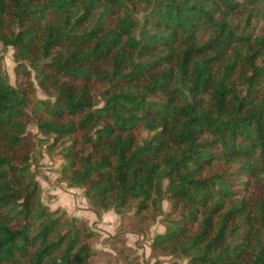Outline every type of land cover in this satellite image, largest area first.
<instances>
[{"label": "trees", "instance_id": "trees-1", "mask_svg": "<svg viewBox=\"0 0 264 264\" xmlns=\"http://www.w3.org/2000/svg\"><path fill=\"white\" fill-rule=\"evenodd\" d=\"M0 42L52 98L35 125L97 216L169 199L151 250L264 264V0H0ZM27 89L0 69V264H83L96 233L40 198Z\"/></svg>", "mask_w": 264, "mask_h": 264}, {"label": "rangeland", "instance_id": "rangeland-1", "mask_svg": "<svg viewBox=\"0 0 264 264\" xmlns=\"http://www.w3.org/2000/svg\"><path fill=\"white\" fill-rule=\"evenodd\" d=\"M141 14L142 11H139L137 16L141 18ZM261 24L262 22H259L253 28L255 35L263 33ZM0 69L13 87L33 89L25 91L28 102L24 111L26 130L36 141L31 163L41 186L42 202L51 210L64 211L66 217L79 218L96 233L90 240L95 253L83 264H169L171 262L185 264V258L177 257L170 251L150 248L153 237L165 230L166 219L177 218L171 201L169 199L162 201L161 214L149 210L142 216H136L134 209H130L123 215L108 210L101 211L97 216L91 210L83 189L70 187L60 179V170L64 163L60 140L53 142L52 136H43L35 125L39 110L35 106V100L50 97L38 85L33 68L24 60H17L11 46L4 47L0 42ZM103 87L104 85L101 84H91V94L97 97ZM144 135L143 132L142 136ZM153 213L155 218L152 217Z\"/></svg>", "mask_w": 264, "mask_h": 264}, {"label": "built area", "instance_id": "built-area-1", "mask_svg": "<svg viewBox=\"0 0 264 264\" xmlns=\"http://www.w3.org/2000/svg\"><path fill=\"white\" fill-rule=\"evenodd\" d=\"M53 176H55V177H56V174H55V173H53Z\"/></svg>", "mask_w": 264, "mask_h": 264}]
</instances>
